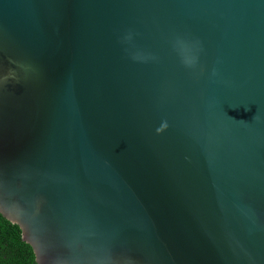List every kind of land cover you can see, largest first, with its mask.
<instances>
[{"label": "water", "instance_id": "1", "mask_svg": "<svg viewBox=\"0 0 264 264\" xmlns=\"http://www.w3.org/2000/svg\"><path fill=\"white\" fill-rule=\"evenodd\" d=\"M0 214L35 264H264V0H0Z\"/></svg>", "mask_w": 264, "mask_h": 264}, {"label": "trees", "instance_id": "2", "mask_svg": "<svg viewBox=\"0 0 264 264\" xmlns=\"http://www.w3.org/2000/svg\"><path fill=\"white\" fill-rule=\"evenodd\" d=\"M0 264H35L32 248L22 240L19 227L1 214Z\"/></svg>", "mask_w": 264, "mask_h": 264}]
</instances>
